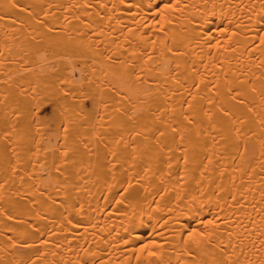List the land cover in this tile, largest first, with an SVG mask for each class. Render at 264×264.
Masks as SVG:
<instances>
[{"label": "bare ground", "instance_id": "bare-ground-1", "mask_svg": "<svg viewBox=\"0 0 264 264\" xmlns=\"http://www.w3.org/2000/svg\"><path fill=\"white\" fill-rule=\"evenodd\" d=\"M0 264H264V0H0Z\"/></svg>", "mask_w": 264, "mask_h": 264}, {"label": "rangeland", "instance_id": "rangeland-1", "mask_svg": "<svg viewBox=\"0 0 264 264\" xmlns=\"http://www.w3.org/2000/svg\"><path fill=\"white\" fill-rule=\"evenodd\" d=\"M45 112V111H44Z\"/></svg>", "mask_w": 264, "mask_h": 264}]
</instances>
